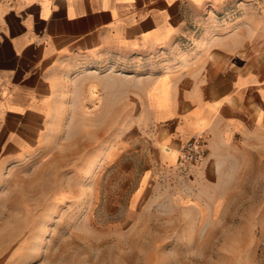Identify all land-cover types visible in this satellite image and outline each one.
Masks as SVG:
<instances>
[{"label":"crops","instance_id":"obj_1","mask_svg":"<svg viewBox=\"0 0 264 264\" xmlns=\"http://www.w3.org/2000/svg\"><path fill=\"white\" fill-rule=\"evenodd\" d=\"M70 98L100 118L127 105L176 162L204 133L201 176L264 152V44L231 27V0H0V182L44 148Z\"/></svg>","mask_w":264,"mask_h":264},{"label":"rangeland","instance_id":"obj_2","mask_svg":"<svg viewBox=\"0 0 264 264\" xmlns=\"http://www.w3.org/2000/svg\"><path fill=\"white\" fill-rule=\"evenodd\" d=\"M231 27L264 44V0H231ZM59 106L44 148L1 178L0 264H264V152L231 153L218 180L127 105Z\"/></svg>","mask_w":264,"mask_h":264},{"label":"built area","instance_id":"obj_3","mask_svg":"<svg viewBox=\"0 0 264 264\" xmlns=\"http://www.w3.org/2000/svg\"><path fill=\"white\" fill-rule=\"evenodd\" d=\"M208 154L207 136L199 133L178 147L179 160L190 165L201 164Z\"/></svg>","mask_w":264,"mask_h":264},{"label":"bare ground","instance_id":"obj_4","mask_svg":"<svg viewBox=\"0 0 264 264\" xmlns=\"http://www.w3.org/2000/svg\"><path fill=\"white\" fill-rule=\"evenodd\" d=\"M207 132V131H206ZM201 133V132H200ZM170 149V148H169ZM165 152L168 154L170 153V150H168V148L165 149Z\"/></svg>","mask_w":264,"mask_h":264}]
</instances>
